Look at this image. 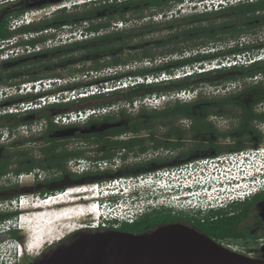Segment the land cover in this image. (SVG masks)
Instances as JSON below:
<instances>
[{"label":"trees","instance_id":"16d2710c","mask_svg":"<svg viewBox=\"0 0 264 264\" xmlns=\"http://www.w3.org/2000/svg\"><path fill=\"white\" fill-rule=\"evenodd\" d=\"M42 1L45 0H17L9 4L1 5L0 40H9L20 34L41 33L46 29L73 26L81 23H88L87 27L84 28L85 32L98 33L106 31L110 27V20L115 17L123 20L125 14L133 13L137 14V18L140 19L142 15L140 13L146 10H154L156 13L157 11L168 8L170 4L174 5L183 2V0H130L120 4L104 3L103 5L84 10L80 13H64V10H60L58 14L53 16L49 21L44 20L40 23H32L30 25L18 27L15 30H9L8 25L10 19L20 17L25 11L31 8V6H37ZM103 20L104 22H102ZM261 26H264V0L238 4L214 12L172 17L164 22L143 23L123 31L108 32L91 39L64 44L0 61V86L18 87L21 82L23 84L44 79L62 78L61 75L51 73L52 71L46 69V67H48L46 63H48L50 58L63 57L61 59L58 58V64L64 68L71 65H84L86 62H89L91 67L76 70L78 74H86V77L89 72L97 73L101 69L130 67L133 59L139 61L138 63L147 62L150 64L155 60L154 54L152 53L153 49H167L166 54L168 56L174 54L179 56L177 59H168L164 61V63H160L156 66L128 70L120 74L115 73L85 83H70L60 87L58 90L61 91H76L84 86H91L92 84L98 85L108 81H120L125 78L156 77L161 74L171 76L174 72L179 70H191L190 74L175 79L170 78L158 82L134 84L126 88L114 89L107 93L77 98L66 103L48 105L38 110L25 111L24 114L27 116L23 117H19V113H6L0 115V122H7L9 124L7 126H1L0 132L3 128H5V130H12L20 124H31L29 121L31 120L30 118L33 116L36 117L35 115L39 113L40 118L44 119L47 123L45 132L38 139L42 141L44 145L39 151L40 157H38V159L26 157V155L16 152L10 153L9 151H4L0 153V180L9 173L14 175L29 174L35 169L41 171H57L60 173L59 177L37 182L33 188H20L22 194L46 197L56 192H61L69 187L102 184L114 177L131 176L132 174L126 173L122 168L117 169V172L106 170L101 172H86L80 175L68 172L66 169L67 162L71 159L84 158V152L78 150L68 151L63 147L71 137H57V135L58 133H66L73 125L57 126L52 123V118L57 114H62L67 111L111 107L113 104L121 101L132 103L135 99L145 94L160 95L162 93H169L170 91H192L199 85L205 83L219 85L227 81L253 79L258 75L264 76V58L254 60L250 63H239L229 67L220 66L208 70L202 67L205 63H211L213 61L220 63V61L232 57L234 58L237 55L246 56L264 49V43H254L253 40L250 39L245 44L237 41L240 36L252 33L253 29ZM162 31H165L166 35L158 40L144 41L140 44L131 45L136 38L142 39L144 35ZM45 40L46 38L43 36L35 37L18 42V45L34 47L37 44L43 43ZM230 42H232V44ZM217 44L220 47H213ZM229 44L231 45L229 46ZM209 47H211L213 51H210ZM186 51H189L188 56L183 57ZM75 53H78V55H74ZM125 53L128 54V58L126 59L123 57ZM101 60L103 61L102 63H100ZM37 65H45L43 66L44 70H36ZM196 66L200 68L199 72L192 70V68ZM39 96L41 95L26 94L19 95L18 97L11 96L0 101V109L3 108V105L13 106L23 102H34ZM101 100L103 101L100 102ZM104 100L108 101L105 102ZM243 101H264V85L261 81L253 83L249 87L233 95L211 99L198 96L189 102L226 103ZM175 103L176 105L168 106L162 110L140 108L135 115L120 110L113 115H102L101 117L98 116L94 118L153 119L158 117H173L180 114L187 116V112H189L190 109H185L184 106H178L180 102ZM70 106L73 108H66ZM94 118L89 119L78 131L88 130L92 125H97L99 121ZM132 127L138 128L139 124H134ZM119 132H112L111 134ZM88 137L94 136H83L81 134L75 136L78 140H85V138L88 139ZM89 141L93 145L96 144L101 147L109 145V142L107 143L103 137H94L93 140ZM26 142L28 141L22 140L18 144L22 145ZM111 144L118 145L120 142L114 141ZM112 156L113 153L109 154L106 152L100 156L96 155L94 160H107ZM14 159L15 161L17 160V167L12 169ZM18 188V185H13L12 187L0 186V194ZM16 197L18 196L7 198L8 201L0 199V204L2 202H9L12 200L11 198L14 199ZM17 215L18 213L16 211H0V223L15 219ZM172 221L173 215L170 208L151 209L137 216L131 223H118L116 229L130 233H143L149 231L156 225L166 224ZM116 223L117 221L115 220L109 221V226L106 229L112 228L113 224ZM99 230H103V228ZM7 234L14 241L19 239L15 229L9 230ZM63 237L59 241H61Z\"/></svg>","mask_w":264,"mask_h":264},{"label":"flooded vegetation","instance_id":"af4514ba","mask_svg":"<svg viewBox=\"0 0 264 264\" xmlns=\"http://www.w3.org/2000/svg\"><path fill=\"white\" fill-rule=\"evenodd\" d=\"M62 27L50 29L60 31ZM55 36V32L43 36L46 38L44 42L54 41ZM174 105L176 103L172 106ZM178 106L190 109L187 116L180 114L153 119L94 118L99 123L92 125L88 130H82L94 129L93 132L82 134L78 131L87 120L83 124L70 127L69 130H74L71 138L78 134L103 137L109 145L101 147L94 144L91 152L98 156L106 152L113 153V156L107 159L109 165L132 174L120 177H150L152 182L138 187H151L162 181L161 186L169 189L168 197L171 198L161 200L176 201L177 206L170 208L173 215V221L170 223L185 225L204 234L222 248L250 259L252 263L264 264V185L252 196L231 202L223 201L220 206L206 212L198 210L199 206L194 208L195 203L193 204L195 194H202L209 189L204 175L212 169L208 165L196 164L199 160L245 151L250 155L242 162L231 165L219 162L213 171L248 170L260 173L253 174V178L259 180L264 172L261 161L264 157V101L180 102ZM134 124H139V127L133 128ZM112 132L119 133L111 134ZM94 137L85 140H93ZM114 141L120 144L112 145ZM117 169L114 171L117 172ZM161 172L171 174L164 177ZM200 178L204 182L201 183ZM159 195L154 199L159 200ZM161 208L167 207L161 205L156 209ZM33 259H30V262Z\"/></svg>","mask_w":264,"mask_h":264},{"label":"rangeland","instance_id":"374dc122","mask_svg":"<svg viewBox=\"0 0 264 264\" xmlns=\"http://www.w3.org/2000/svg\"><path fill=\"white\" fill-rule=\"evenodd\" d=\"M77 1L80 2V1H84V0H62L58 4H50V5L40 6V7L29 8L27 10V12H29V13H30L29 10H32V9L42 8L45 10H44V12H40V13H44V16H42L41 14H37V16L30 15L28 18H31L33 23H40L41 21H44V20L49 21L52 19L53 16L58 14V11H60V10L55 11V12H52V10L55 9V7L60 5L61 3L64 4V6H66V8L61 9V10H64V13H80V12H83L84 10L91 9L93 7H98V6L104 4L103 0H100L98 2L81 3V4L76 3ZM116 4H119V2L116 1ZM174 5L170 4L168 8H165L162 11H157L156 13L154 10H146L143 13H140V14H142L140 19L137 18V14H133V13L125 14L123 20L121 18L115 17L114 19L110 20V27L106 31H101L99 33V35H102V34H105L108 32L117 31L116 28L112 29L111 27L113 26V24H118L120 22L123 23L122 28H120L121 31H123V30L129 29L133 26L141 25L143 23L167 21V20L171 19V18H167L168 13L172 12V11H176L174 9ZM158 14L162 15V19L156 21L155 19H153V16L158 15ZM190 14H199V13H192V12L189 13V11L186 9L184 14H181L180 11H177L176 15L175 16L173 15V17L175 18V17L185 16V15H190ZM13 19H16V18L10 19L8 27L10 26V23ZM102 22H104V20ZM84 27H86L84 23L75 24V26L68 27L66 30L65 29L64 30L61 29L60 31L50 30L47 32V35H45L43 32L42 36H48L51 33L55 32L56 38L51 43H52V45H56V42L66 41V40H64V37L68 33L72 32L74 30H82L83 31ZM120 29H118V30L120 31ZM252 31H253L252 33H248V34L240 36L237 39V41L245 44L250 39V40H253L254 43H256V42L257 43H264V26L255 28ZM21 35H23V34L19 35L20 37H22L21 40H20V38H18V36H14V37L17 40H20V42L25 41V37L27 39L35 37V34H31V36L26 35L24 37ZM165 35H166L165 31L150 33V34L142 36V39H138V38L134 39L133 42L131 43V45L140 44L144 41L158 40V39L164 37ZM42 36L39 35L38 37H42ZM14 37L11 39H14ZM230 43L232 44V42H230ZM57 44H59V43H57ZM231 44H229V46ZM216 46L220 47L218 44L213 46V47H216ZM42 48L40 49V51L48 49V48H43V49ZM52 48H54V47H52ZM209 48H210V51H213L211 49V47H209ZM152 53L154 54L155 60L150 64H148L147 62L138 63L139 61H136L133 59L130 67H121L118 69H101L97 73L89 72V74L86 77H85L86 74H84V75L78 74L76 72V70L82 69V68L87 69V68L91 67V64L89 62H86L84 65H80V64L79 65H71L67 68H64L58 64V58L61 59L63 57H56V58H50L48 60V63H46L48 67H46V69H48L49 71H52L51 73L61 75L62 78L59 79L60 85L55 86L56 88L59 89L60 87L65 86V85L70 84V83H77V82L85 83L88 81H95V80H98L102 77L113 75L115 73L120 74V73H125L128 70H135V69H140L142 67L156 66V65H159L160 63H164V61H166L168 59L172 60V59H177L179 57L176 54H174L172 56H168L166 54L167 49H161V48L160 49H153ZM188 53H189V51H186V53L183 55V57L188 56ZM74 55H78V53H75ZM127 55H128L127 53L124 54V56H123L124 59L128 58ZM248 55L251 59L254 56L257 57L258 55H264V49L250 53ZM246 60L248 62V58ZM102 62L103 61L101 60L100 63H102ZM213 64L215 66L218 63L217 62L210 63L209 68H211L212 67L211 65H213ZM43 66H45V65H37L36 70H44ZM202 67L204 69L208 68L207 66H204V65ZM199 69L200 68L198 66H196V68L194 67L192 70H196L197 72H199ZM185 71L190 72V69L176 71L170 77L175 79L173 77V75L174 76H181L183 73H186ZM125 79H128V78H125ZM120 81H124V80H120ZM117 82H119V81H108L107 83H109L110 87H113V86L117 85ZM256 82H258V81H255L254 79H245V80H237V81H227V82H224V83L219 84V85H210L208 83H205V84L199 85L195 90H192V91L189 90V93H186L182 97L181 100H179V99L171 100L172 99L171 96L174 97L173 94H175L176 92H179V91H170L169 93H162L160 95L145 94V95L141 96L140 98L135 99L132 103L121 101V102H118L116 104H113L111 106L112 107L111 110L109 112H107L105 115H113V114L118 113V111H120V110H124L128 114L135 115L136 112L140 108H145L148 110L152 109L150 107H144V106L139 107L140 102L146 97L165 96V103L162 104L160 107L156 108V109H162L161 108L162 106L163 107H165V106L170 107L175 102H184V103L189 102L198 96H202L206 99H211V98H217V97H224L227 95H233V94L239 93L244 88L249 87L250 85H252L253 83H256ZM21 84H22V82H21ZM21 84H19L18 87ZM262 84L264 85L263 82H262ZM92 85H94V84H92ZM88 86H84V87H88ZM5 87H8V86H0V90L2 88H5ZM84 87L79 88L76 91L81 92L84 89ZM58 89H57V91H58ZM180 91H183V90H180ZM185 91H188V90H185ZM19 95H23V94H15L14 97H18ZM3 98L4 97H1L0 100ZM102 101L103 100H101L100 102H102ZM104 101L107 102L108 100H104ZM2 107H4L3 109H7L8 106L3 105ZM66 108L68 109V108H73V107L70 106V107H66ZM0 110H2V109H0ZM18 116L23 117V116H27V115L24 114V112H22V113L19 112ZM35 116L36 117L33 116L32 118H30L31 120H29V121L31 122V124H20L19 126L14 127L12 130H8V129L5 130V128H3V130L0 132V153L4 152V151H9L10 153L16 152V153H19L22 155H26V157H31L34 159H38V157H40L39 151L41 148L44 147V145H43L42 141H40L38 139L45 132L47 123L44 119L40 118V113L36 114ZM99 117H101V116H99ZM7 125H9L7 122H0V127L1 126H7ZM22 140H26L28 142H26L22 145H19L18 143L21 142ZM92 146H93V144L89 140H78L75 138H73V139L70 138L69 140H67V142L65 143V145L63 147L65 149H67L68 151H74V150L83 151L84 152V159H87L88 161H93L94 158L96 157V155H94L91 152ZM16 161L14 159V165L12 166V169L17 167ZM261 161H262V164L264 166V157L261 158ZM116 165H119V164H116ZM107 167H108V170H111V171H114V169L115 170L117 169L115 166H109L108 165ZM66 169H67V165H66ZM252 173L254 175H260V173L259 174L258 173L256 174L254 172H252ZM59 175H60V173L57 171L44 170L42 172H39L38 176H36L33 179L32 176H20L19 177L18 175L15 176L14 174L9 173L6 175V177H4L3 179L0 180V186L12 187L13 185H18L19 188L15 189V190L11 189V190H8L4 193H1L0 199H4V201H8L7 198L19 196L20 194H22L20 188H27V189L33 188L35 183L43 182V181L49 180V179L54 178V177L56 178V177H59ZM251 175L252 174L246 173L245 171L234 172V173H219V174L208 173L207 174L208 177H205V178H209V180L207 181V183L209 184V189H208L207 193H210V191L214 190L213 186H215V187L218 186V187L222 188L223 184H228V183H230V181H233V183L240 184L239 187H241V186L245 185L244 182H246V181L249 182V180H255V177L254 178L252 177L249 179V177H251ZM214 176H215V180L212 181L211 179ZM263 176H264V172L259 177V179L263 178ZM121 178H123V177H121ZM216 182H218L219 185H216ZM239 182H241V183H239ZM259 183H261V182H259ZM74 187H83V186H74ZM71 188L72 187H69L67 189H71ZM67 189H65V190H67ZM164 190L165 189L160 191L157 189H151L150 187L148 188V187H138V186H134L133 189L130 188L129 196L126 197V199L124 200V203L126 205H121V207L126 211L125 215L128 213H131V212H136V214L137 213L142 214L144 212H147L148 209H156L158 207H161L164 200H161V198L159 200H156L154 198H156L157 195L161 194L163 197H165V199H167V198L170 199L171 197L164 196V195H168L169 190H166V191H164ZM224 190H226V187L223 189V191ZM70 191L71 190H68V192H70ZM93 192H87V193H84L81 195H77L76 197H77V199H79L81 196H84V195L88 196V193H93ZM128 192H129V190H128ZM60 193L61 192H56V193L52 194V196L56 195V194H60ZM62 193H65V192H62ZM36 197L37 196H34V195L33 196L32 195H25V196H23V198H21L20 203L16 202L15 205L14 204L11 205L9 202H4V203L2 202L0 204V211H3V212H14V211H16L18 214H22V216L33 215V212H29L28 208H30L29 206H31L32 202H35ZM69 197H72L74 199V196H69ZM11 199L13 200V198H11ZM88 200L94 201V199H91V198H89ZM89 201H87V200L83 201V200L79 199V201H77V202L73 201L72 204H70V205H73L71 207L77 208L78 211L82 209L84 211L85 215L79 216L76 219H73L71 221H67L64 223L67 227L70 226L71 228L69 229L68 232H65L66 230L62 231V235L64 236V237L62 236L63 238L69 236L71 234V232L73 233L74 231L84 229L85 227H87L91 224L93 225V223H95V217L91 213H89V210H87L88 209L87 206L90 205ZM169 201H171V200H169ZM172 202H174V200H172ZM26 203L28 204V206H25V209L24 208L18 209V204H21V206L23 207ZM29 203H30V205H29ZM63 209H66V208H63ZM139 210L141 212H139ZM129 211H131V212H129ZM35 213H37V212H35ZM118 223H120V222L113 224V227L114 228L118 227ZM32 225L34 226L36 224H32ZM12 226L15 227V230L18 233L19 239L17 241L12 240L10 238V236L7 234L8 232H6L4 230L3 231L4 233L0 234V258L4 257V256L7 257L9 251H10V253H12L11 251H13V245H11V242H16V244H15L16 246H17V244H19L22 247L23 252H25V244L27 243L28 240H30L31 237L34 238L36 235L35 232H33V231H35V229H33V231L31 230V232L27 229H26V231H24L23 229H20V225H19V229H18V227H16L17 224L14 223V221L12 222ZM106 226L108 227L109 224H106ZM59 240H56L51 244L54 245ZM51 244H45L40 249V251L33 252L32 254H28L27 252L23 253V257L19 260V262L17 264L29 263L30 259H33V258H36L37 256H39L48 247H50ZM15 245H14V247H15Z\"/></svg>","mask_w":264,"mask_h":264},{"label":"built area","instance_id":"2783aa9c","mask_svg":"<svg viewBox=\"0 0 264 264\" xmlns=\"http://www.w3.org/2000/svg\"><path fill=\"white\" fill-rule=\"evenodd\" d=\"M15 1H17V0H0V6L5 5V4H9V2L10 3L15 2ZM98 1H100V0H84V1H80V2L77 1L76 3L81 4V3H91V2H98ZM116 1L121 3V2H124L127 0H103V2L107 3V4H116ZM256 1H258V0H183V2L174 5V9L176 11L169 12L167 18H172L173 15L175 16L177 11H180L181 14H184L186 9L189 11V13L192 12V13H199L200 14V13L218 11L220 9L233 7V6H236L238 4L253 3ZM63 8H66V6H64V4L61 3L60 5L56 6L55 9L52 10V12L61 10ZM44 10L45 9L39 8V9L29 10L30 13L25 11V13L23 15H21L20 17L13 19L11 21L9 29L15 30L22 25H26V24L33 22L32 19L28 18V17L30 15L37 16V14H41L42 16H44V13H40V12H44ZM153 19L158 21V20L162 19V15L161 14L155 15V16H153ZM84 24L87 27V24L86 23H84ZM122 26H123V23L120 22L118 24H113V26L111 28L112 29L116 28L118 31V29L122 28ZM68 27H70V26H63L62 29L66 30ZM86 27H84V28H86ZM50 30L43 31V32L45 34ZM43 32L35 34V37H38L39 35L43 34ZM99 33L100 32L94 33V32H85V30H83V31L82 30H74V31L68 33L64 37V40H66V41L56 42V45H52L51 41H46V42H43L41 44H37L34 47H30L28 45L27 46L23 45V46H17L14 49H8V45L15 42V40L14 41H13V39L0 40V61L15 58V57H18L20 55H27V54H31L34 52H39L42 47L43 48H52V47H55V46L57 47L59 45H64V44H67L70 42H77V41H82L85 39H91L95 36H98ZM57 43H59V44H57ZM246 56L237 55L234 58L232 57L230 59H226L224 61H221V63L216 64L215 66L213 64V65H211L212 66L211 68H209L210 65L207 64L206 66L208 68H205V69L208 70V69H212V68H218L220 66L229 67V66H233V65H236L239 63H250V62H253L254 60H259V59L264 58V55H258L257 57L254 56L252 59L249 57V55H246ZM247 58H248V62L246 61ZM190 72H191V70H190ZM190 72L187 71L186 73H183L181 76H174L173 75V77L174 78L183 77L185 75L190 74ZM170 78H172V77L165 75V74H161L160 76H156V77L150 76V77L128 78L124 81L117 82V85L113 86V87H110L109 83L104 82L103 84L91 85L87 88H84L81 92L80 91L77 92L75 90H71V91H67V90L60 91V90H58L56 92V89H58V88H56L55 86L60 85L59 79H44V80H40V81L27 82V83L21 84L19 87L2 88L0 90V98L4 97L3 99H6L8 97L14 96L15 94H23V95L36 94L40 90H45V91H47V93L36 98L34 102H27V103L23 102V103H19L18 105L8 106L7 109H3L2 111H0V115L6 114V113L15 114V113H19V112L22 113V112L29 111V110H38V109L46 107L48 105L66 103L69 101H73L77 98H85L87 96H91V95H95V94H99V93H107V92L112 91L114 89L126 88L127 86H131L134 84L158 82V81H163V80H167ZM253 79L255 81L260 80L264 83V76L258 75L256 77H254ZM48 92H51V93H48ZM186 93H189V91L183 90V91L176 92L175 94H173L174 97L171 96V98H172L171 100H174V99L181 100L182 97ZM164 103H165V96H161V97L151 96V97L144 98L140 102L139 107L144 106V107H150L152 109H156ZM111 108L112 107L89 108V109L79 110V111L63 112L62 114L55 115L52 118V123L54 125H57V126H69V125L83 124L91 118L105 115L107 112H109L111 110ZM249 155H250L249 153H247L245 151H241V152H237V153H233V154L219 156L216 158L202 159V160L197 161L196 164L208 165V166H211V168L215 170V168H217V165L219 164V162L227 163L230 165L231 164H238V162H242L245 159V157H248ZM66 165H67L68 172H70L71 174L80 175V174H83L86 172L106 171V170H108L107 166L109 165V163L107 160L88 161L87 159H84V158H76V159L69 160ZM192 166H189V167H192ZM35 170H33L29 174H20L18 176L19 177L20 176H32V178L34 179L36 176H38L39 172H42L41 170H38V169H35ZM216 173L217 172H215L214 174H216ZM170 174L171 173H168V172H161V175L164 177L168 176ZM204 177H208V176L204 175ZM204 180L207 183L209 178H204ZM211 180L214 181L215 176ZM200 181H201V183L204 182L202 178H200ZM150 182H152V179L150 177H138L137 179L118 177V178H113V179H110L106 182H103L102 184L80 185L83 187H72L71 189L63 190V192H67L68 190L80 189V190H91V191L103 190L104 192L112 193V192H115L119 188L122 189L123 191H127V190H130V188L133 189L134 186H139V185L143 186L145 184H149ZM259 182H261V183H259ZM239 183H241V182H239ZM244 183H245V185L239 187L240 184L233 183V181H230V183H228V184H223L222 188H220L218 186L217 187L213 186L214 190L210 191V193H207L208 190H206V191H203L202 194H199V195L195 194L194 195V201H193V204L195 203L194 208L199 206L198 210L206 212L211 208H215V207L220 206V204L223 201H230L231 202L234 200H239V199H243V198L252 196L257 192V190L262 185H264V179L261 178L259 180H249V182L246 181ZM160 184H162V181H160ZM216 185H219V183L216 182ZM225 187H226V190L223 191V189ZM60 194H62V193H60ZM60 194H56V195L59 196ZM127 195L128 194L126 193L125 196H127ZM23 196H25V195L20 194L18 197L9 201V203L11 205H13V204L15 205L16 202L20 203L21 198H23ZM36 198H40V197H36ZM18 205H21V204H18ZM162 205L167 207V208H172V209L175 206H177L176 201L172 202V200L171 201L164 200ZM129 212H131V211H129ZM139 212H141V211L139 210ZM100 214H102L101 218H99L98 220H95V223H93V225L91 224V225L85 227L84 229H100V228L106 229L107 228L106 224L109 223L110 219H118V221L120 220V221H124L127 223H131L134 219H136L137 216L141 215V213L136 214V212H131V213H128L126 215H123L122 212L111 210V209H110L109 214H107L105 212H101ZM1 224H2L3 231L4 230L8 231L13 227L11 221H5ZM15 244L16 243L11 242V245H13V251H11L12 253H10V251H9L7 257H5V256L1 257L0 258V264H17L19 262V260L23 257L22 247L19 244H17V246ZM14 245H15V247H14Z\"/></svg>","mask_w":264,"mask_h":264},{"label":"water","instance_id":"95a60500","mask_svg":"<svg viewBox=\"0 0 264 264\" xmlns=\"http://www.w3.org/2000/svg\"><path fill=\"white\" fill-rule=\"evenodd\" d=\"M45 0L37 6L58 4ZM91 131H81L87 134ZM74 130L57 137H71ZM27 264H255L180 223L159 224L147 232L80 229L48 247ZM261 264V263H256Z\"/></svg>","mask_w":264,"mask_h":264},{"label":"bare ground","instance_id":"6f19581e","mask_svg":"<svg viewBox=\"0 0 264 264\" xmlns=\"http://www.w3.org/2000/svg\"><path fill=\"white\" fill-rule=\"evenodd\" d=\"M87 192H91V190H71L70 192L67 191L63 193L58 198H50L35 206L31 204V206H29L30 208H28L29 212L35 213L44 211V213L34 217L31 221H27L23 218L19 223L20 229L24 231L27 229L31 232V230L33 231V229H35L33 232H35L36 235L34 234L35 237H31L25 244V252L32 254L33 252L40 251L45 244H51L59 240L63 236L62 231L66 230L65 232H68L71 227H67L64 223L85 215L82 209L78 211L77 208L71 207L73 205L70 204H72L73 201H78L77 195ZM69 196H74V199ZM32 224L36 225L33 226Z\"/></svg>","mask_w":264,"mask_h":264},{"label":"clouds","instance_id":"9594fccd","mask_svg":"<svg viewBox=\"0 0 264 264\" xmlns=\"http://www.w3.org/2000/svg\"><path fill=\"white\" fill-rule=\"evenodd\" d=\"M33 22H31V23H29V24H26V25H30V24H32ZM22 26H25V25H22ZM21 27V26H20ZM26 35H28V36H30L31 34H25L24 36H26ZM23 36V37H24ZM18 38H20V40H21V38L22 37H20V36H18ZM32 38H35V37H32ZM16 38L14 37V39H13V41L15 40ZM29 39V38H28ZM26 37H25V41L26 40H28ZM20 40H15V42H13V43H11V44H9L8 45V49H14L15 47H17V46H21V45H18V42H20ZM213 62H216V61H213ZM213 62H211V63H213ZM220 63H221V61H220ZM207 64H210V63H205L204 64V66H206ZM218 64H219V62H218ZM196 68V67H195ZM193 69V68H192ZM194 71H196V70H194ZM200 71V70H199ZM197 72V71H196ZM122 80H126V79H122ZM47 93V91H45V90H40L39 92H37L36 94H34V95H44V94H46ZM2 100H4V99H2ZM1 100V101H2ZM214 169H211L210 171V173H215V172H217L216 174H219V173H234V172H229V171H226V170H224L223 172H222V170H220V171H213ZM246 173H250V174H252L251 175V177H249V179L250 178H252L253 177V173L251 172V171H245ZM149 188V187H148ZM151 189H157V190H163V189H165L164 191H166V190H169L167 187H165V186H161V184H154V185H152L151 187H150ZM63 191H61V193H62ZM99 192L100 193H98L99 195H97V199H96V203H97V206H98V211H97V213L95 214V220H98L99 218H101L102 217V214H100L101 212H105V213H107V214H109V212H110V209L111 210H115V211H119V212H122L123 213V215H125V210L121 207V205H126L125 203H124V200L126 199V197H128L129 196V193H130V190H129V192H128V190L127 191H123L122 189H117L115 192H112V193H110V192H104L103 190H99ZM126 193L128 194L127 196H125L126 195ZM49 196H52V195H49ZM48 196V197H49ZM54 196V195H53ZM161 196V197H160ZM164 196H167L168 197V195H164ZM45 197V196H44ZM44 197H40V198H44ZM47 197V196H46ZM159 198H165V197H163L161 194L159 195ZM158 198V199H159ZM168 199V198H167ZM157 200V199H156ZM115 202V204H118L119 205V207L120 208H118V207H116V206H114V203ZM101 211V212H100ZM17 218V217H16ZM16 218L15 219H11V220H9V221H14V223H16ZM117 221V222H124V221H118V219H110V221ZM15 226V225H14ZM12 227L10 230H12V229H15V227ZM17 227V226H16ZM19 229V228H18ZM9 231V230H8ZM8 231H6V232H8ZM2 233H4L3 232V229H2V224L0 223V234H2ZM14 243H16V242H14Z\"/></svg>","mask_w":264,"mask_h":264}]
</instances>
